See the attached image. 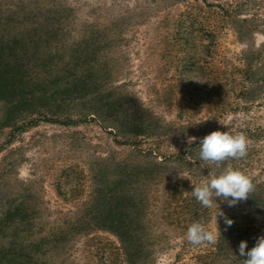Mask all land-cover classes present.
I'll return each instance as SVG.
<instances>
[{"label":"rangeland","instance_id":"374dc122","mask_svg":"<svg viewBox=\"0 0 264 264\" xmlns=\"http://www.w3.org/2000/svg\"><path fill=\"white\" fill-rule=\"evenodd\" d=\"M0 72V264H243L264 235L248 198H217L228 227L193 194L241 161L164 160L264 128V0H0ZM241 168L264 184V152ZM127 190L132 250L95 225Z\"/></svg>","mask_w":264,"mask_h":264},{"label":"clouds","instance_id":"9594fccd","mask_svg":"<svg viewBox=\"0 0 264 264\" xmlns=\"http://www.w3.org/2000/svg\"><path fill=\"white\" fill-rule=\"evenodd\" d=\"M195 140L196 138H191ZM199 158L202 161L219 163L225 159L243 158L247 155L248 139L243 133L231 134L229 131H213L204 136L199 143ZM253 189L251 179L237 169H228L217 176H213L200 183L193 189L196 200L205 208L219 206L226 203L228 207L237 205L240 201L249 197ZM223 217L226 226L230 227L234 221L227 217L220 208L217 216ZM218 233L210 230L200 222L193 223L187 229V239L193 245L205 242L215 243ZM238 253V255H237ZM235 254L243 257V264H264V235H259L255 243L249 248L248 241L242 240Z\"/></svg>","mask_w":264,"mask_h":264},{"label":"trees","instance_id":"16d2710c","mask_svg":"<svg viewBox=\"0 0 264 264\" xmlns=\"http://www.w3.org/2000/svg\"><path fill=\"white\" fill-rule=\"evenodd\" d=\"M8 80L9 77L7 74L5 72H0V95L6 94V84ZM245 134L247 139L252 143L248 144L247 155L243 158H237L241 161V163L240 166H238V161H236V169L248 176V173L241 168V165L244 166L245 161L248 159L253 158L255 162L261 157V154L264 152V128L259 127L254 130H247L245 131ZM194 145L197 147V150L193 151L191 148H187L186 151L181 152L179 155L165 158L164 160L170 162L179 158L180 160L188 162L189 160L194 159L196 163H202V160L199 158L200 146L198 144ZM194 153H197L195 158ZM252 163L253 161H251V164ZM247 165L249 166V163ZM249 178L251 179V177ZM253 181V189L250 191V195L248 197L249 206L255 213L264 218V201L259 197L263 190L262 188H264V184L258 183L255 179ZM146 199V194L142 196L138 195L136 192H130L129 190L123 192L121 195L113 194L108 199V205L111 207L110 211L108 209L107 217L102 218V221L98 222L100 224L96 223L95 225L116 233L122 242L126 244L125 247L132 250V244H134L136 236H132L131 231L137 230L135 225H137V222L144 214Z\"/></svg>","mask_w":264,"mask_h":264}]
</instances>
